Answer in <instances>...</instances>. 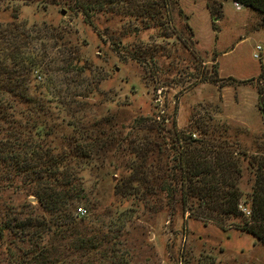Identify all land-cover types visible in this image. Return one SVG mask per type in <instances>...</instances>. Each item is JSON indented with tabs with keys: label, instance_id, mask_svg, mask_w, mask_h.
Listing matches in <instances>:
<instances>
[{
	"label": "rangeland",
	"instance_id": "rangeland-1",
	"mask_svg": "<svg viewBox=\"0 0 264 264\" xmlns=\"http://www.w3.org/2000/svg\"><path fill=\"white\" fill-rule=\"evenodd\" d=\"M43 1L0 0V20L9 22L16 15L17 23L34 35L32 46L50 61L43 75L31 74L29 94L49 97L55 135L70 132L71 118L112 117L116 138L103 139L110 145L76 168L90 202L76 205L85 207L84 215L75 209L74 220L41 242L31 232L7 234L15 263L84 264L91 257L92 264H112L101 249L120 248L126 264H264V241L239 227L251 222L245 202L254 173L248 162L255 167L264 159V103L259 101L264 99V15L250 7L237 9L232 0H154V19L125 15L124 7L89 18L64 0ZM143 3H138L141 9ZM49 27L60 37L52 38ZM77 56L85 62L79 76L66 64ZM138 115L146 118L143 129L132 128ZM173 132H192L203 142L207 161L224 150L242 154L244 159H236L242 171L238 208L242 213L239 206L246 208L248 215L226 219L221 227L188 209L183 212L179 189L175 209L165 206L166 191L156 201L135 194L128 179L137 158L132 142L146 137L147 149L163 145V179L169 181L166 169L175 162L167 156L185 147L175 143ZM27 178L20 174L0 188V222L7 211L22 219L36 207V198L22 185ZM176 183L186 191L185 184ZM93 237L101 243L84 244ZM3 249L0 264H12Z\"/></svg>",
	"mask_w": 264,
	"mask_h": 264
},
{
	"label": "trees",
	"instance_id": "trees-1",
	"mask_svg": "<svg viewBox=\"0 0 264 264\" xmlns=\"http://www.w3.org/2000/svg\"><path fill=\"white\" fill-rule=\"evenodd\" d=\"M29 1L44 3L43 0ZM141 1L64 0V4L72 10L84 12L89 18L95 12H115L117 8L124 7L125 15H143L149 20L154 19L158 14L154 0H144L143 9L141 5L138 6ZM232 1L264 15V0ZM17 18L15 15L5 23L0 20V188L11 185L14 177L25 174L28 178L22 185L27 187L28 195L36 198V207L28 210L22 219L18 213L7 211L5 220L0 222V246L5 245L3 252L13 258L12 264H16L15 253L9 248L7 234L14 235L15 231L31 232L32 238L41 242L45 234L51 231L57 233L64 223L74 220L75 209L77 215L86 213L85 207L76 208L78 203L90 204L76 177V168L99 148L108 146L110 142L103 139L116 138L112 117L92 122L85 121L84 117L71 118L67 123L70 132L63 133V136L55 135L58 126L50 123L52 114L47 107L49 97L45 100L36 99L28 92L31 74L36 72L43 75L50 61L47 55L32 46L34 35L26 30L24 24L17 23ZM48 33L52 38L60 37L53 27H49ZM84 63L77 56L66 64L79 76L85 69ZM24 105L30 108L24 110ZM145 119L144 116H136L132 128L143 129ZM173 133L175 143L182 142L185 147L182 151L181 148L179 151L173 150L171 156H167L175 162L166 169L169 181L163 179V145L153 143L147 149L146 137H142L136 144L132 142L133 154L137 158L130 164L132 170L128 179L135 194L141 193L142 198L149 196L156 201L166 191L170 198L165 206L175 209L177 200L174 195L179 189V205L183 212L188 209L191 214L193 212L203 219L212 220L221 227L224 220L243 215L238 208L241 192L237 184L242 171L236 161L244 159L242 154L239 155L235 150L226 153L224 150L216 153L212 162L207 161L202 153L205 149L203 142L192 138V132L186 136ZM248 163L254 173L249 198L245 202L250 208L251 222L244 220L239 227L264 241V159L255 167L252 161ZM177 180L187 186L185 192L182 187L177 188ZM191 197L194 199L191 200ZM101 241L93 237L84 240V244L96 247L97 242L100 244ZM119 249L102 248L101 254L103 257L110 254L108 258H111L112 264H126L122 255L118 254ZM117 257L118 260H115ZM34 258L36 262L40 261L37 260L39 257ZM93 259L86 258L84 264H92Z\"/></svg>",
	"mask_w": 264,
	"mask_h": 264
},
{
	"label": "built area",
	"instance_id": "built-area-1",
	"mask_svg": "<svg viewBox=\"0 0 264 264\" xmlns=\"http://www.w3.org/2000/svg\"><path fill=\"white\" fill-rule=\"evenodd\" d=\"M234 5H235V7L237 8V9H239L240 7H241V5H239L238 3H234ZM256 50H261V47L260 46H256ZM253 57L255 58V59H258L259 57H260V54H258L257 52H254L253 53ZM240 208H241V210L243 211V213H245V214H249V212H247V210H246V208H242L241 206H239ZM82 211V210H81Z\"/></svg>",
	"mask_w": 264,
	"mask_h": 264
},
{
	"label": "water",
	"instance_id": "water-1",
	"mask_svg": "<svg viewBox=\"0 0 264 264\" xmlns=\"http://www.w3.org/2000/svg\"><path fill=\"white\" fill-rule=\"evenodd\" d=\"M186 19V18H185ZM260 106H262L263 105V103H264V99H263V97L261 96L260 97ZM262 112L264 113V109H262ZM31 200H35L34 198H31Z\"/></svg>",
	"mask_w": 264,
	"mask_h": 264
}]
</instances>
